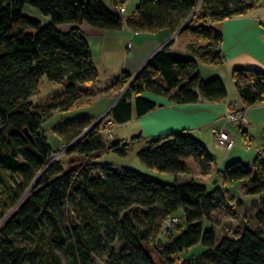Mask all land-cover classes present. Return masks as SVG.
Segmentation results:
<instances>
[{
	"label": "trees",
	"instance_id": "obj_1",
	"mask_svg": "<svg viewBox=\"0 0 264 264\" xmlns=\"http://www.w3.org/2000/svg\"><path fill=\"white\" fill-rule=\"evenodd\" d=\"M258 1L200 0L197 6V0H139L124 20L102 0H0V264H63V253L69 264H172L195 246L199 253L183 264H264V200L253 211L254 224L239 225L234 236H217L211 227L214 213L229 209L221 187L236 185L239 196L264 194V149L251 162H227L208 189L193 178L188 161L207 176L213 156L185 132L147 140L135 155L148 171L170 176L169 182L97 162L105 149L125 157L141 135L106 148L100 122L86 131L95 118L67 119L52 134L65 155L85 160L64 169L52 161L57 151L42 133L55 113L80 101L114 100L104 117L119 125L153 110V96L175 104L224 100L221 80L199 75V64L221 63V36L209 24L242 15ZM186 22L181 32L194 38L195 59L165 46L129 85L131 75L121 72L97 86L81 24L174 34ZM42 77L61 88L34 104ZM231 78L245 107L264 103L261 71L238 69Z\"/></svg>",
	"mask_w": 264,
	"mask_h": 264
},
{
	"label": "crops",
	"instance_id": "obj_2",
	"mask_svg": "<svg viewBox=\"0 0 264 264\" xmlns=\"http://www.w3.org/2000/svg\"><path fill=\"white\" fill-rule=\"evenodd\" d=\"M106 1L110 6L107 9L114 12L111 0ZM138 2L139 0H130L126 5L125 14L134 15ZM209 25L221 36V63L199 64V75L202 81L215 78L221 80L226 90V98L219 102L175 104L165 98L153 96V102L156 104L153 110L141 117L132 115L124 124H111L129 130L127 136L122 137L123 140L128 141L132 137L141 135L133 145L139 142L146 144L147 140L170 133L185 132L202 143L207 151L208 148H216L218 145L212 136V130L224 129L234 141V145L230 150H225L219 163L215 162V156L211 154L213 163L207 176H213L214 182L216 172L227 162L233 160L251 162L264 149V103L245 107L231 78L233 71L238 69H254L264 74V0H259L242 15L212 22ZM80 28L91 50L96 69V84L99 87L109 84L121 72L134 76L157 51L165 46H168L169 53L196 58L191 52L190 45L194 43V38L187 31L172 38L173 34L167 30L137 33L123 26L118 31H107L84 24H81ZM113 104L114 100L111 99L96 101L92 104L96 109L91 117L95 119L104 117ZM233 110L241 112L245 122L238 124L226 122L225 114ZM214 185L210 186L214 187ZM233 195L236 203L242 202L243 209L250 206L255 209L264 200V194Z\"/></svg>",
	"mask_w": 264,
	"mask_h": 264
},
{
	"label": "rangeland",
	"instance_id": "obj_3",
	"mask_svg": "<svg viewBox=\"0 0 264 264\" xmlns=\"http://www.w3.org/2000/svg\"><path fill=\"white\" fill-rule=\"evenodd\" d=\"M102 1L107 8H110L106 0H102ZM84 25L86 26V24ZM132 77L133 76H131V78ZM60 88L61 86L57 84H53L49 82L45 77H42L39 81L37 90L31 97L30 101L34 104H41L44 98L48 94ZM95 109H96L95 105L92 104L87 105L82 101H80L77 102L70 110L66 112L55 113L49 121L43 124L42 133L44 134L48 144L51 146V149L54 152L57 151L56 153H54L52 157V161L62 162L64 169H67L68 167L70 168L76 166L85 159L83 157H79L78 155H65L64 151L62 152V146L60 145L58 138L52 134V128L57 124L74 117H91L94 114ZM96 121L100 122L99 129L102 134L103 141L106 144V148H108V145H110L114 141L119 143L127 141V140H123L122 137L127 136L129 132L128 129L126 130L124 129V127H118L116 125H112L106 117H100L99 119H96ZM145 146L146 144L143 142L136 143L135 145H133L132 143L130 146L131 148L129 149L125 157H120L112 153L111 151L105 149L102 152V154L98 156L96 160L100 164L107 163L114 167L125 166L132 169H137L143 173L148 174L152 178L155 177L157 179H160V181H166V182L172 181L170 176L158 175L156 173H152L138 163L135 155ZM208 151L210 154L215 156L216 163H219V160L223 157L225 153V149L221 145H217L216 148H208ZM189 166L191 167V175L193 176V178L196 179L197 181H200L201 183H205L207 188L210 189L211 186L214 184V182L212 181L213 176L200 175L197 166L191 163L190 161H189ZM1 187L2 184L0 183V190ZM221 188L225 191L228 200H231L229 202V209L222 211L219 210L216 213H214V215L211 218V227H213L217 236L227 235L232 237L236 234L235 231L239 225L247 224L252 226L254 224V219H253L254 207L252 208L250 206L247 209H243L241 208L242 202H238V203L233 202L232 196L233 194H237L236 185H227L226 187H221ZM206 227L207 224L204 225L205 229H207ZM200 249H201L200 246H195L186 252L180 253L176 257V259H174L172 264H183V261H185L188 258H193L196 254H198ZM61 258L63 264L70 263V258L67 254L63 253L61 255ZM94 264H105V263L104 260H98V261L96 260ZM157 264L159 263L157 262Z\"/></svg>",
	"mask_w": 264,
	"mask_h": 264
},
{
	"label": "built area",
	"instance_id": "obj_4",
	"mask_svg": "<svg viewBox=\"0 0 264 264\" xmlns=\"http://www.w3.org/2000/svg\"><path fill=\"white\" fill-rule=\"evenodd\" d=\"M130 2V0H111V5L113 6L114 12H116L123 19H130L132 16H128L125 14L126 5ZM225 121L231 124H238L241 122H245L244 115L236 110L229 111L225 114ZM212 136L216 139L218 145H221L225 150H230L234 141L229 136V134L224 129H216L212 130ZM176 222V218L170 219L169 222H166V226Z\"/></svg>",
	"mask_w": 264,
	"mask_h": 264
},
{
	"label": "water",
	"instance_id": "obj_5",
	"mask_svg": "<svg viewBox=\"0 0 264 264\" xmlns=\"http://www.w3.org/2000/svg\"><path fill=\"white\" fill-rule=\"evenodd\" d=\"M200 2V0H198L197 1V5H198V3ZM186 24H187V22L176 32V33H174V35L172 36V38H174L176 35H178L182 30H183V28L186 26ZM144 67V66H143ZM142 69V68H141ZM141 71V70H140ZM139 71V72H140ZM139 72H137L132 78H131V80L129 81V83H128V85L133 81V79L137 76V74L139 73ZM97 123V121H95V122H93L92 123V125L86 130V131H88V130H90L95 124ZM84 135V134H83ZM27 137L28 138H30L28 135H27Z\"/></svg>",
	"mask_w": 264,
	"mask_h": 264
}]
</instances>
